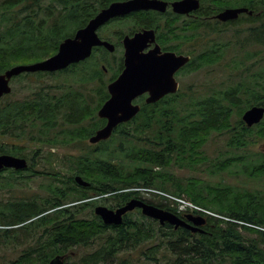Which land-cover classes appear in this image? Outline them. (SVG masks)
Instances as JSON below:
<instances>
[{"label":"trees","instance_id":"obj_1","mask_svg":"<svg viewBox=\"0 0 264 264\" xmlns=\"http://www.w3.org/2000/svg\"><path fill=\"white\" fill-rule=\"evenodd\" d=\"M112 1L0 0V73L51 56L63 39L72 37ZM200 1L212 13L226 7L252 11L226 23L225 28L233 25L236 38L227 41L224 50L242 52L250 39L256 45L264 41V0ZM95 53L63 70L23 72L11 79L20 83L22 93L11 87L0 98V138L24 140L32 146L0 141V154L29 161L25 170L8 169L5 177L1 172L0 190L32 188V182L40 179L30 195L0 199V247L24 246L6 264H48L55 257H62L63 264H264L262 229L206 217L199 226L202 231L193 232L160 225L140 209L124 214L119 225H106L93 210L98 203L113 209L136 198L182 217L166 200L133 189L145 187L184 196L219 215L264 228L261 189L210 184L198 177L182 179L172 171L208 163L212 174L264 176V152L252 159L248 152L254 141L264 143V117L251 127L241 120L248 107L264 106V67L251 78L247 74L240 83L224 86L218 95L151 104L141 101L130 121L118 125L107 140L90 144L88 138L105 123L97 110L109 97L106 84L120 70L111 67L116 52ZM245 56L248 60V50ZM258 58L264 60V56ZM75 81L91 82L93 96L68 91ZM213 133L226 136L227 149L211 158L204 146ZM42 145H65L80 152L66 155L61 169L43 153ZM76 175L88 185H78ZM80 247L83 252L72 259L68 252ZM89 247L93 249L86 251ZM133 251L139 253L136 259Z\"/></svg>","mask_w":264,"mask_h":264},{"label":"water","instance_id":"obj_2","mask_svg":"<svg viewBox=\"0 0 264 264\" xmlns=\"http://www.w3.org/2000/svg\"><path fill=\"white\" fill-rule=\"evenodd\" d=\"M199 5V0H176L172 3L174 11L183 13L195 11ZM165 6L166 2L162 0L110 2L106 7L100 9L86 26L78 29L73 37L62 40L57 51L51 56L34 63L13 65L1 72L0 98L11 92V79L23 72H55L64 69L88 57L94 45H104L112 51L113 45L101 41L96 34V29L110 18L145 8L163 11ZM241 13L251 14L252 11L246 7H226L216 14V18L221 21H230L237 19ZM145 33L152 32L145 30L132 37L124 38V69L107 85L109 97L97 110V116L105 119L106 122L88 138L90 144L107 140L116 126L131 120L139 112L140 105L133 102L139 94L148 92L149 96L145 102L151 104L157 102L164 93L174 91L177 86L172 74L189 60V56H177L174 53L159 55L154 50L141 52L140 48L144 44ZM166 70H168V77L165 75ZM263 117L264 106L258 105L250 106L241 115L242 121L248 127L259 123ZM262 149L264 151V145ZM27 166V160L24 157L0 154V171L10 168L24 170ZM74 180L80 186L88 185V182L79 175H76ZM136 208L140 209L142 215L156 220L160 225L168 223L175 229L180 226L193 232L202 231L199 226L205 222L201 216L187 214L184 215V218L190 222L188 223L173 212L136 198H132L124 205L113 209L104 205H97L94 207V213L106 225H119L123 215ZM54 263L62 264V257H55L48 264Z\"/></svg>","mask_w":264,"mask_h":264},{"label":"flooded vegetation","instance_id":"obj_3","mask_svg":"<svg viewBox=\"0 0 264 264\" xmlns=\"http://www.w3.org/2000/svg\"><path fill=\"white\" fill-rule=\"evenodd\" d=\"M162 1L166 2V6L163 11L148 8L140 9L125 15L115 16L101 24L96 29V34L101 41L112 44L113 50H108V48H106L104 45H94L88 57L74 64L88 60L90 57L96 54V51L101 49H104L109 53L116 52V55L118 56L111 64V67L115 70L119 69L120 67V70L117 72L116 76L106 84L107 90V85L113 81L124 69V38L132 37L138 32L149 30L152 33H145L143 37L144 44L140 48L141 52H149L154 50L157 51L159 55L162 53H174L177 56H189V60L184 65L176 69L172 74V77L177 84L175 90L164 93L159 100H187L197 97H205L210 94L218 95L220 91L224 89L225 80L233 73L230 72V68L231 70L232 67L239 68L240 65H242L241 61H244V65L246 62H250L248 64L249 66H255L256 63L260 61L259 63L263 64V66L258 70L263 69L264 60L261 59L262 61L259 60L256 62V51L252 52L248 50L249 59L245 60V49L242 51L244 52V55L241 59H236L233 56L228 57L229 53L224 50L223 46L225 43L227 41L232 42L236 38L235 31L233 28H231L232 25L227 24L228 28H225L226 23L235 21L236 19L230 21H221L217 19L216 14L219 11L216 13L209 12L207 10V5H203L200 0V5L197 10L186 13L176 12L173 10L172 3L176 0ZM201 6L202 9L199 10ZM91 18H89V20ZM86 24L84 26H86ZM224 36L227 37L224 39ZM250 43L251 45L256 44L254 39H250ZM230 51L238 53L240 52L233 48H230ZM236 62L238 63L237 65H235ZM100 65L105 71V64L101 62ZM239 69H237L236 73L238 77L241 73ZM257 71L249 73V78L255 75ZM165 75L168 77V70L165 71ZM240 82L241 80L234 84H238ZM74 84L79 90L83 91L84 97L90 98L93 96V93H91L89 90L91 82L77 83V81H75ZM148 96V92H143L139 94L133 102L140 105V102H145ZM95 98L96 97L94 96L93 99ZM123 123H120L119 125H123ZM251 145L256 146L257 142L254 141ZM261 151H263L262 146ZM78 152L80 151L78 150ZM258 152L250 153V158H257ZM62 160L63 158L59 160L61 164ZM28 164L29 161L27 160V165ZM5 171L6 170H1L0 173ZM183 219L190 223L187 219Z\"/></svg>","mask_w":264,"mask_h":264},{"label":"rangeland","instance_id":"obj_4","mask_svg":"<svg viewBox=\"0 0 264 264\" xmlns=\"http://www.w3.org/2000/svg\"><path fill=\"white\" fill-rule=\"evenodd\" d=\"M233 26V25H232ZM231 28H234L232 27ZM244 33L240 35V38H242ZM227 36H224V39ZM245 50H250L252 52L256 51V57L255 60L256 62L261 60L258 58V56H264V41L261 43L253 44L245 42ZM251 46V47H250ZM229 53L228 57H235L236 59H241L244 55V52H239L235 54L234 52H231L230 49L227 50ZM259 54V55H258ZM258 55V56H257ZM254 60V58H253ZM227 61V60H226ZM262 61V60H261ZM260 62V61H259ZM257 62L255 66H249L248 64L250 62H246V64L242 67L239 68H234L232 67V70L230 68V72H233L232 75L225 80V86H230L233 85L236 82H239L242 78H244L247 74L252 73L254 71H257L259 68L263 66V64ZM227 64V63H226ZM237 69L240 70V76L238 77L236 75ZM34 79V78H32ZM46 81H51V77H46ZM11 87L16 93H22L20 83L18 82H11ZM79 90L76 86H72L71 88L68 89V91H77ZM225 138L226 136L220 135L213 133L208 141L206 142L204 146L205 152L212 158L214 155H216L219 152L225 151L227 148L225 147ZM0 141H6L9 143H16V144H23L25 145V148H30L32 147L31 144L26 143L24 140L20 141H12V139H6V138H0ZM263 142L257 143L256 146L251 145L248 148V152L254 153L261 151V146L263 145ZM71 149L70 146H65V145H57V146H47V145H42V150L43 153L48 155V159L54 162L55 167H61L62 169V164L59 162L61 158H64L68 154L72 153H78V150ZM243 152V151H242ZM211 169V165L206 163L202 164L199 166H196L195 169H179V168H172V171L175 173L176 176L182 178V179H187L190 177H198L200 179L205 180L206 182L213 184V183H218V182H225V183H230L233 185H237L240 188H249V189H261V191L264 192V176L259 177V178H246L245 176H235L230 173H219V174H212L211 172H208V170ZM64 170V169H63ZM7 172H4L2 176H8L6 174ZM4 181V178L0 177V182ZM14 183V181L12 180ZM40 182V179H35L34 182H32V188L28 187H18V186H9L5 187L4 189L0 190V199H5L8 198L9 196H16V197H24L30 195L35 189H37V184ZM156 195V196H153ZM148 197H151L153 199H161L166 200L168 203H172L167 197L160 195V194H150ZM101 205V204H99ZM24 249V246L21 245L20 243L16 245H12L10 247H0V264H6L9 262V260L15 259L19 256L20 253H22ZM93 247L86 248V251L92 250ZM83 248H77L70 250L68 252L69 256L72 259L77 260L78 256L83 252ZM138 251H133V256L136 259ZM157 257H161L159 254ZM63 259V258H62ZM62 264L64 263V259L62 260ZM137 262V261H136ZM107 264H113V262H108Z\"/></svg>","mask_w":264,"mask_h":264},{"label":"built area","instance_id":"obj_5","mask_svg":"<svg viewBox=\"0 0 264 264\" xmlns=\"http://www.w3.org/2000/svg\"><path fill=\"white\" fill-rule=\"evenodd\" d=\"M134 189L140 191L141 193H145V194L157 193V194L167 197L172 202V206H174L176 211L179 213L204 214V215H208V216L215 217V218H223L225 220H230V221L236 222L238 225H245V226L264 230V228L254 225L252 223L219 215L218 213H215L208 208H205L196 203H193L192 201H190L184 196H174V195H170L168 193H165V192H162L156 189H152V188L136 187Z\"/></svg>","mask_w":264,"mask_h":264}]
</instances>
